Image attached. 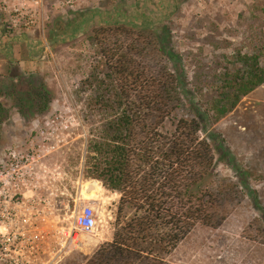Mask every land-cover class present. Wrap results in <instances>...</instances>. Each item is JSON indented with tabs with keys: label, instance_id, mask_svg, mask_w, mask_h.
Masks as SVG:
<instances>
[{
	"label": "rangeland",
	"instance_id": "rangeland-1",
	"mask_svg": "<svg viewBox=\"0 0 264 264\" xmlns=\"http://www.w3.org/2000/svg\"><path fill=\"white\" fill-rule=\"evenodd\" d=\"M121 21L166 25L172 70L188 94L179 114L190 107L206 114L200 137L217 148L215 174L245 184L222 225H197L164 261L264 264V86L225 117L212 111L220 77L235 70L238 54L264 48V0H0V167L16 153L23 175L16 186L36 200L42 253L50 264H88L141 216L90 175L94 145L107 140L104 125L121 114L109 109L108 94L102 100L99 89L110 90L113 80L91 38ZM41 86L46 111L37 106ZM82 203L96 211L97 228L61 250Z\"/></svg>",
	"mask_w": 264,
	"mask_h": 264
},
{
	"label": "trees",
	"instance_id": "trees-1",
	"mask_svg": "<svg viewBox=\"0 0 264 264\" xmlns=\"http://www.w3.org/2000/svg\"><path fill=\"white\" fill-rule=\"evenodd\" d=\"M93 35L113 80L110 90L99 89L102 100L108 94L109 109L121 114L104 125L107 140L94 145L90 175L141 216L122 226L88 264H167L165 258L197 225L224 223L228 203L245 195V184L215 174L217 148L200 137L206 114L196 107L179 114L188 94L172 70L175 57L165 24L121 21ZM232 65L235 70L219 80L212 107L217 119L264 86V48L238 54ZM36 90L38 110L46 111L48 93L42 86ZM165 124L173 130L164 134Z\"/></svg>",
	"mask_w": 264,
	"mask_h": 264
},
{
	"label": "built area",
	"instance_id": "built-area-1",
	"mask_svg": "<svg viewBox=\"0 0 264 264\" xmlns=\"http://www.w3.org/2000/svg\"><path fill=\"white\" fill-rule=\"evenodd\" d=\"M15 152L0 167V264H48L54 258L42 253L43 237L36 234L38 211L36 200L23 196L16 184L23 175ZM67 228L66 241L60 242L61 250L75 243L80 237L93 234L97 228L96 211L89 205L80 204ZM62 252V251H61Z\"/></svg>",
	"mask_w": 264,
	"mask_h": 264
},
{
	"label": "bare ground",
	"instance_id": "bare-ground-1",
	"mask_svg": "<svg viewBox=\"0 0 264 264\" xmlns=\"http://www.w3.org/2000/svg\"><path fill=\"white\" fill-rule=\"evenodd\" d=\"M94 186H95V185H94ZM86 188H87V187H86ZM96 190H99V188H96ZM95 192H96V191H95ZM97 192L99 193V191H97ZM93 193H94V192H93ZM83 195H84V194H83ZM95 196H96L95 194H94V195L91 194L90 197H89V196L87 197L86 195H84V198H85V199H89V198H92V197H95Z\"/></svg>",
	"mask_w": 264,
	"mask_h": 264
},
{
	"label": "crops",
	"instance_id": "crops-1",
	"mask_svg": "<svg viewBox=\"0 0 264 264\" xmlns=\"http://www.w3.org/2000/svg\"><path fill=\"white\" fill-rule=\"evenodd\" d=\"M14 63V62H13ZM13 63H11V65L13 64ZM14 65V64H13ZM14 67H16V64L14 65Z\"/></svg>",
	"mask_w": 264,
	"mask_h": 264
},
{
	"label": "water",
	"instance_id": "water-1",
	"mask_svg": "<svg viewBox=\"0 0 264 264\" xmlns=\"http://www.w3.org/2000/svg\"><path fill=\"white\" fill-rule=\"evenodd\" d=\"M92 187H90V190H91Z\"/></svg>",
	"mask_w": 264,
	"mask_h": 264
}]
</instances>
